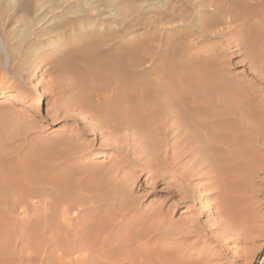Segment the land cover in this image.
<instances>
[{"label":"bare ground","instance_id":"6f19581e","mask_svg":"<svg viewBox=\"0 0 264 264\" xmlns=\"http://www.w3.org/2000/svg\"><path fill=\"white\" fill-rule=\"evenodd\" d=\"M237 2L226 1L229 11L226 21L230 24L240 20L249 40L262 48L255 58L259 67L255 73L260 75L258 79L264 80V0L240 6ZM208 20V25L213 27L223 23V18L216 13ZM219 32L205 31V35L214 36ZM177 34L182 36L185 32ZM175 43L174 47L165 41L153 56L157 43L122 45L115 41L105 48L92 47L77 58L79 63L72 72L75 79L67 85L68 90H74L69 111H65L70 112V119L64 121L75 124L79 133L76 139L55 136L54 145L45 151L41 148L44 160L47 156L49 160L60 162L55 173L58 180L53 182L49 172L36 167L30 179L32 188H24L23 184L0 185V199L17 207L29 196H37L30 208L37 213L36 224L41 223L45 233L51 206L68 209L80 203V210L87 214L89 222L115 223L141 217L144 208L139 207V197L132 194L136 189H130L127 184L137 180L135 172H128L137 166V170L143 172L139 187L143 188L151 177L158 178L156 184L164 186L162 192L169 199L173 198L175 204L161 203L156 211L144 216L149 231L135 235L129 230L120 236L121 255L111 259L116 261L114 264H205L209 256L195 247L199 242L221 250L214 259H221L227 253V242L216 240L214 231L221 230L235 242L243 240L244 229L241 232L232 229L244 225L251 213L244 198L238 160L240 149L247 144L243 135L264 130L259 87L230 74L212 54L192 63L193 56L180 54L185 49L183 44ZM234 79L239 84L233 85L231 80ZM59 105L53 107L58 110L56 116L63 112ZM139 137L144 139L142 143ZM194 137L198 139L193 140ZM126 138L131 142L123 143ZM157 138L162 144L152 150ZM145 145L148 149L142 150ZM110 148L116 154L111 156L118 159L115 164L109 163L106 168L107 163H102L101 167L91 160V155H98L93 153ZM196 155L199 157L194 160ZM107 157L109 162L110 156ZM191 159L197 165L195 171L188 166ZM12 175L16 178L15 171ZM168 175L173 178L167 179ZM195 178L203 182L195 184ZM14 190L19 193L15 194ZM51 192H56L54 204ZM204 199L210 202L205 204ZM172 212H179L178 217L173 218ZM203 216L214 220V228L209 227ZM17 219L24 218L18 216ZM152 220L156 223H150ZM257 221L248 233L255 232ZM101 231L102 237L97 238L94 246H114L111 234L104 229ZM45 233L42 237L49 243L52 235Z\"/></svg>","mask_w":264,"mask_h":264},{"label":"rangeland","instance_id":"374dc122","mask_svg":"<svg viewBox=\"0 0 264 264\" xmlns=\"http://www.w3.org/2000/svg\"><path fill=\"white\" fill-rule=\"evenodd\" d=\"M226 1L228 0H0V185L9 187L8 185L14 184L15 187L23 184L24 188L30 189L32 169L36 167L44 173L49 172V178L52 177L53 182L58 180L55 173L60 162L49 160L47 156V161L44 160L41 148L47 150L55 142V136L76 139L78 128L75 124L64 121L65 118L70 119V112L65 111H69L70 96L74 94V90H68L67 85L72 84L75 79L72 72L79 63L77 58L92 50V47L105 48L115 41L134 45L142 42L157 43L154 44L155 47L157 45L153 53L155 56L165 41L173 46L176 41L185 48L180 53L183 57L193 56L192 63L212 54L230 74L242 78L253 87H259L258 98L262 99L259 101L264 108V80L258 79L260 75L255 73L259 70L255 58L262 48L249 40L240 20L230 24L226 21V17H229ZM235 1L240 6L253 0ZM214 12L223 18V23L213 27L208 25V19ZM214 30L220 32L214 33V36L211 33L209 36L205 35V31ZM178 32L185 34L179 36ZM173 46L172 51L175 50ZM188 48L190 51L186 50ZM75 59L76 62L73 61ZM231 83L239 84V81L234 79ZM57 105L63 111L60 113L62 117L60 114L56 116L58 110L53 109ZM195 133L194 131L193 134ZM157 139L160 144L157 141L158 144H153L152 150L162 144ZM195 139L198 137L193 138ZM242 139L247 140V144L239 151L238 172L244 183V198L251 213L244 225L232 228L230 224V227L236 228L234 230H238L237 232L244 229V239L235 242L221 230L214 231L212 235L216 240L227 242V253L221 259H214V255H220L221 250L199 242L195 247L209 256L206 257L205 264H264V130L245 134ZM143 140L139 137V143ZM126 142L131 141L126 138L123 143ZM145 149L148 146H143L142 150ZM48 154L52 155L51 152ZM93 154L98 155H91V160L101 167L104 166L102 163H107V168L109 163L115 164L118 160L111 156L116 155L111 148ZM107 156H110L109 162ZM198 157L196 155L193 159ZM190 163L188 166L195 171L197 165L192 159ZM132 169L128 172H135L137 180H131L127 184L130 189H136L132 194L139 197V207L144 208L141 217L117 220L115 223L113 221L114 224L89 222L87 214L80 210V203L68 209L65 206H51L47 213L49 225L46 233L52 235L49 243L42 237L45 231L41 223L36 224L37 213L30 208L37 196H29L26 202L17 207L8 200L0 199V264H114L116 261L111 259L121 255L120 236L129 230L135 235L140 231H149L146 230L149 224L148 220L144 224V216L156 211V206L161 203L167 202L170 206L175 204L173 198L169 199L162 192L164 186L156 184L158 178L151 177L143 188L139 187L143 172L138 171L137 166ZM14 171L16 178L12 175ZM172 178L173 175L167 176V179ZM194 182L200 184L203 180L195 178ZM56 192H51L53 195H50L53 204ZM14 193L19 192L14 190ZM208 202L210 201L204 199L205 204ZM138 213L135 211V214ZM178 213L172 212L171 215L177 218ZM18 216L24 219L20 221ZM203 219H207L209 227L214 228V220L206 216ZM256 220L255 232L248 233ZM150 223L156 222L152 220ZM101 229L111 234L114 246H94L97 238L102 237L99 235L103 232Z\"/></svg>","mask_w":264,"mask_h":264}]
</instances>
